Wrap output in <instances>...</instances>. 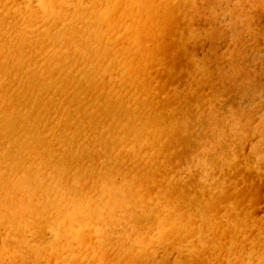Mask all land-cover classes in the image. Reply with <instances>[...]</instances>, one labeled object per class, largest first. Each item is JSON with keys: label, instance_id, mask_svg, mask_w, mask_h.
<instances>
[{"label": "bare ground", "instance_id": "6f19581e", "mask_svg": "<svg viewBox=\"0 0 264 264\" xmlns=\"http://www.w3.org/2000/svg\"><path fill=\"white\" fill-rule=\"evenodd\" d=\"M212 1L0 0V264H264V0L228 53Z\"/></svg>", "mask_w": 264, "mask_h": 264}, {"label": "rangeland", "instance_id": "374dc122", "mask_svg": "<svg viewBox=\"0 0 264 264\" xmlns=\"http://www.w3.org/2000/svg\"><path fill=\"white\" fill-rule=\"evenodd\" d=\"M227 1V2H226ZM221 2V3H220ZM232 2V3H231ZM219 3V4H218ZM228 3V4H227ZM211 5L213 6V8H214V10H213V8L211 9V11L214 13V11L217 13V15H216V19H214V20H216V22H211V23H207V25H206V28H210V27H220L221 26V28L223 29V31H224V37H225V39L222 41V42H220L219 43V46H218V52L219 53H228L229 51H230V49H232L233 48V46H236V44L234 45L233 44V42H231V41H233V37H235L237 34H238V32L240 33V31H241V33L240 34H243L244 35V37H246V38H248V36L247 35H245V33H244V31H242L243 30V27L244 26H242L241 27V25L239 24V25H236L237 23V21H233V20H238V18H239V13H237V15L236 14H234L233 16H235V18L234 19H232V14L230 13L229 14V12L228 11H231L230 9L232 8V7H234V5L237 7V1H235V0H219V1H212L211 2ZM223 7V8H222ZM229 7H231V8H229ZM219 8H221V9H219ZM238 8V7H237ZM228 9V10H227ZM236 9V8H235ZM237 11H238V9H236ZM262 10V9H261ZM219 11V12H218ZM223 11H225L224 13H223ZM235 11V10H234ZM236 11V12H237ZM235 12V13H236ZM239 12V11H238ZM259 12V11H258ZM264 12V10L262 11V13ZM209 13V12H208ZM211 13V12H210ZM261 13V12H260ZM220 14V15H219ZM210 15V14H209ZM224 15V16H223ZM256 15H259V13H257ZM262 15V14H261ZM206 16V15H205ZM231 17V18H230ZM260 16H256V18L253 20V19H249V21H250V23H249V21H248V18H249V16L247 17V21H248V24H251L252 23V21H256V23H255V26H256V24L258 23V21H260L259 19L261 18V19H264L263 17H264V15L263 16H261L260 18H259ZM224 20H225V22H226V24L224 23ZM202 21H205V19H202ZM235 22V25L232 23L231 24V22ZM264 21V20H263ZM221 22H223L222 24H221ZM238 22H239V20H238ZM240 23V22H239ZM254 23H252L253 24V26H251V29L253 28V31H254V29H255V31H254V33H256V31H257V29L258 28H254ZM229 24H230V26H229ZM251 24V25H252ZM197 25H199V24H197ZM210 25V26H209ZM219 25V26H218ZM225 25V27H223ZM226 26H227V29H226ZM229 26V27H228ZM263 27V28H262ZM234 29V30H233ZM245 29H246V27H245ZM259 29H261V30H264V22H262V20H261V24H260V28ZM232 31V32H231ZM231 32V33H230ZM232 34V35H231ZM239 34V35H240ZM226 35V36H225ZM241 36V35H240ZM242 37V36H241ZM262 37V36H261ZM263 41H264V37H263V39H262ZM261 40V41H262ZM262 41V42H263ZM257 42V44H259L258 42H260V40H258V41H256ZM261 42V43H262ZM252 44V40L250 39L249 40V43L248 44ZM254 43H255V41H254ZM260 43V44H261ZM256 44V43H255ZM255 44H253V46H251V47H254V49H250L248 52H251V57H252V62L255 64L256 63V65H255V67L256 68H258L259 69V71H258V76H260V77H258V78H261V79H258V81L257 80H254V81H252L253 82V84L251 85V83L252 82H249L247 85L249 86V88H250V92H249V94L252 96V98H253V96H254V101H252L251 102V100H250V98H247L246 99V101H243L242 99H241V101H242V103L240 104V98L238 97V105L239 106H243L245 109H249V108H251L252 106H254V107H256V112H255V114H254V116H253V124H254V126L253 127H256L255 125L256 124H259L260 123V120H262L263 118H264V99H262V98H264V60H263V58H264V49H263V47L264 46H261V47H257V46H255ZM256 44V45H257ZM209 48V42L207 41L206 42V44H205V49H208ZM259 48V49H258ZM262 48V50H261V52H259L258 53V50H260ZM262 54V55H261ZM199 56L198 57H203V54H202V52H201V50H200V52H199V54H198ZM258 55V56H257ZM262 56V57H261ZM249 60V58H245V60ZM247 60H246V62H247ZM242 61V60H241ZM262 61V62H261ZM261 62V63H260ZM259 63V64H258ZM222 64H224L223 66H224V68L226 69V70H229V68H230V60L229 59H226V60H223L222 61ZM249 64H251L252 65V63L250 62V60L247 62V65L249 66V68L251 67ZM252 73H254L253 71H251ZM257 76V75H256ZM214 80H216V83H219V78L217 77V76H214ZM259 84V85H258ZM263 84V85H262ZM251 86V87H250ZM256 88V89H255ZM252 89V90H251ZM256 92H255V91ZM262 90V91H261ZM253 91H254V94H253ZM252 93V94H251ZM260 99H262V101L260 100ZM245 103V104H244ZM257 107H259V108H257ZM224 109H225V107H224ZM225 117H228V114H227V112L225 113ZM229 120V121H228ZM228 120H227V122H231L232 120H231V116L228 118ZM255 139H257V138H255ZM255 139H254V141H255ZM251 146V143H248L247 144V147H246V149H247V151H249V147Z\"/></svg>", "mask_w": 264, "mask_h": 264}]
</instances>
